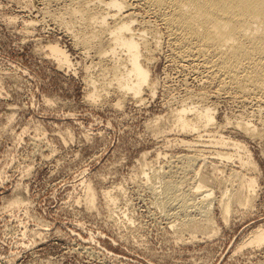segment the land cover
<instances>
[{
	"label": "rangeland",
	"instance_id": "rangeland-1",
	"mask_svg": "<svg viewBox=\"0 0 264 264\" xmlns=\"http://www.w3.org/2000/svg\"><path fill=\"white\" fill-rule=\"evenodd\" d=\"M146 1L124 0L112 18L110 0H0V264H264V245H245L264 227V95L232 90L202 59L183 57ZM107 11L110 26L132 20L144 44L151 78L141 97L111 87L114 60L100 53L111 37L90 20ZM94 87L101 93L91 101ZM183 109L215 120L183 133L175 125ZM248 158L252 166L242 168ZM236 171L256 181L255 191L238 186ZM170 182L193 206L207 201L206 212L166 199ZM237 191L249 206L235 203ZM225 198L233 199L227 221ZM208 217L212 227L183 230Z\"/></svg>",
	"mask_w": 264,
	"mask_h": 264
},
{
	"label": "bare ground",
	"instance_id": "bare-ground-1",
	"mask_svg": "<svg viewBox=\"0 0 264 264\" xmlns=\"http://www.w3.org/2000/svg\"><path fill=\"white\" fill-rule=\"evenodd\" d=\"M147 2L150 6L162 12L163 14L162 16L164 19L162 20L165 21L164 23H166L164 24V26L166 29L169 30L170 35L173 37L172 39H174L175 43L179 46L176 49L180 48L179 51H181V54L184 55L183 57L194 58L196 56V58L198 57L197 59L199 58L202 59L203 63L205 64L203 65L209 66V69L212 72H214V75L221 74L225 76L227 80H229L228 87L230 86L229 88H231L232 90L234 89L237 92L238 91L242 92V94L248 93L251 95L252 94L264 95V0H147L146 3ZM104 7H106L110 11L114 10L115 15L113 16L111 15L112 18L118 17L126 9L124 0H110V2L106 3ZM158 13L160 12L158 11ZM93 17L89 19L92 21H96L101 25L100 34L102 36L103 34L104 35L108 34L111 37V39H109L110 40L109 45L107 46L108 48L105 50H103L104 48L103 49L101 48V50L99 49L100 53L104 55L110 54L113 57L112 59L114 60V62L112 61L115 66L112 70L113 71L112 74L114 75H113V81L111 83V87L114 82L117 86L119 93L123 92L124 94H127L131 92L134 97H141V95L144 92V88H146L145 86L148 85L150 82L151 71L149 70V68H147V65L144 66L145 63L143 62L142 59V57L144 56L143 54L144 44L142 43L141 40H139L140 38L138 39L137 37H135L136 34L135 35L133 34L134 22L132 20L127 21L122 17V18H118V20L113 26H110L109 25L110 22L108 21L110 17V13L108 11L106 15H103L101 13L99 18L98 16L95 17L94 14ZM127 19H129V16ZM98 33L93 34V38H92L93 40L94 38L97 39L100 36V34ZM102 36L100 38H102ZM97 40L99 41V38ZM144 40L145 39H143V41ZM80 43H81L80 45L82 46L81 41ZM83 45H87V44L85 43ZM88 47L87 49H89ZM48 48H49L48 50L51 51V55L54 58H56L61 65L69 67L71 63L70 58L68 54L60 48V46L51 45ZM118 50L122 51V54H124L123 57L120 56L119 53H117L119 52ZM179 51L178 53L180 54ZM102 54L100 57L103 56ZM104 59H102V61ZM184 59L185 58H183V60ZM194 60L196 61L195 58ZM146 62L148 63V61ZM104 74L106 75V73ZM222 83H226V82H222ZM103 87L104 88L101 87V89L107 91L106 90L107 88H105V86ZM98 89L99 88L94 87L93 93L89 96L88 99L90 100L92 99L91 101L96 100L101 93L100 90ZM175 116H176L175 125H177L178 128H181L180 129V131L182 130L181 132L183 133L185 132L189 135H191L190 133L199 130L198 124H200L201 122H204L205 124L204 128H205L208 127L209 125L211 126V123H213L215 120L213 114L208 110L204 112H197L194 115L195 116L194 118L193 117L190 118L188 116L187 111L183 109L179 112L177 111V114ZM237 128L238 130L244 131L252 137L256 136L257 134L255 129H253V127H251L248 124H243V123L237 124L236 129ZM219 142H221V140ZM227 144L223 139V145H227ZM231 144L234 145L235 143H231ZM240 145L241 144L238 145L235 144V149L237 146L238 149L243 148V150L245 151V147ZM251 161H252L251 158H248L246 159V161H243V163H241L243 164L242 168L243 167L250 168L252 166ZM240 176L241 174H238V172L235 173L233 176L234 180L239 181L240 185L238 186H241L240 188L242 190L247 189L250 192L255 191L256 181L254 179H247L244 176L242 177ZM200 182L201 183L198 185V187H196L198 189L204 187L202 185L204 181L200 180ZM174 184L175 183H171V182L166 183L165 187H163L164 188L163 190L166 195L165 196L166 199L168 198L169 201L171 200L170 202L172 203L181 202L180 203L182 205L181 208L184 211L186 210V212L189 208L192 207H196L200 211L205 209L206 212V207L208 208L207 201H205V203L200 202L199 205L193 206L192 205L193 203L191 204L192 196L186 194L185 195L180 194L179 193L180 191L178 189L180 187ZM92 187L89 185L87 188L88 203L90 206H94L96 200V194ZM238 191L236 192L237 196L235 197L236 195L235 194L234 195L235 198L232 197L234 198L235 203H238L242 206L243 205L249 206L251 199L248 197L246 198L244 197L245 199H243L241 194H243L244 192L242 193ZM104 196L108 200L107 202H110V204H112L113 202L116 203L117 201V200L115 201L116 198L113 197L115 195H112L111 192H107ZM232 200L233 199L231 198H225L222 199V201H220L221 202L220 207L223 213L225 214L223 215L226 217V221L229 214L232 212V203H233ZM17 202L18 201H16L15 203ZM114 203L112 205H114ZM205 219H204L205 222L203 223L201 222L199 223L198 221L196 222L195 220H189L188 224H184L183 230L195 232L212 227L211 225L212 222L209 219V217ZM245 245H249L250 247L263 246L264 227L259 228V230L255 231L254 235L251 236V238Z\"/></svg>",
	"mask_w": 264,
	"mask_h": 264
}]
</instances>
